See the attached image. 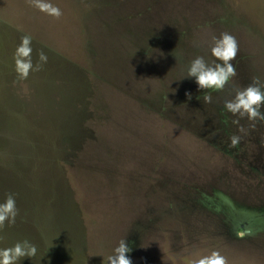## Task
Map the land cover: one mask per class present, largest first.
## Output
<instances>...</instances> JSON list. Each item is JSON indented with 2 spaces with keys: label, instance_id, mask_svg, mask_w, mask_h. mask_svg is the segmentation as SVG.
<instances>
[{
  "label": "rangeland",
  "instance_id": "1",
  "mask_svg": "<svg viewBox=\"0 0 264 264\" xmlns=\"http://www.w3.org/2000/svg\"><path fill=\"white\" fill-rule=\"evenodd\" d=\"M47 2L58 19L0 0V203L12 193L19 210L0 249L28 240L37 253L16 264H106L125 239L132 264L214 250L264 264V122L224 109L237 87L264 84V0ZM223 32L237 75L201 90L187 66L215 60ZM23 35L34 67L48 59L19 80Z\"/></svg>",
  "mask_w": 264,
  "mask_h": 264
},
{
  "label": "clouds",
  "instance_id": "2",
  "mask_svg": "<svg viewBox=\"0 0 264 264\" xmlns=\"http://www.w3.org/2000/svg\"><path fill=\"white\" fill-rule=\"evenodd\" d=\"M30 5L57 19L62 15L61 10L47 0H30ZM31 41L30 35H23L13 56L19 80H26L30 71H39L42 65L47 63V55L40 51L38 53L40 63L33 66ZM210 51L215 60L209 63L203 56L195 57L189 62L184 78H195V82L201 90L222 91L225 85L237 75L231 61L237 56L238 42L233 35L223 32L219 37H211ZM262 89H264V84L258 77H253L252 83L246 87H237L234 89L232 98L225 100V111L238 117L232 121L234 124L239 125L242 118L253 122L250 125L252 128H255L256 121L264 122V111H261L264 107V90ZM186 96L189 100L192 98L191 93H186ZM203 99L205 103H211V93H205ZM238 131L246 133V129L242 125ZM229 140L228 147L235 148L240 143L241 136L233 134ZM18 214L15 195L9 193L4 202L0 203V229L4 227L6 221L9 225L15 224ZM131 251L132 249L126 244L125 239H122L113 253L107 256L106 264H132L131 259L126 255ZM36 253L37 248L34 244L28 240L19 241L12 247L0 249V264H16L20 258H31ZM189 264H228V261L219 251L214 250L208 255L192 258Z\"/></svg>",
  "mask_w": 264,
  "mask_h": 264
}]
</instances>
